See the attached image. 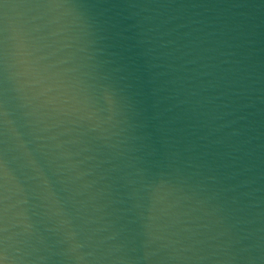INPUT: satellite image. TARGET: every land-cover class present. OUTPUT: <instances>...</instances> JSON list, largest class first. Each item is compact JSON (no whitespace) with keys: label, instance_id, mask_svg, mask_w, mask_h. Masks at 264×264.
Here are the masks:
<instances>
[{"label":"water","instance_id":"1","mask_svg":"<svg viewBox=\"0 0 264 264\" xmlns=\"http://www.w3.org/2000/svg\"><path fill=\"white\" fill-rule=\"evenodd\" d=\"M8 264H264V0H0Z\"/></svg>","mask_w":264,"mask_h":264},{"label":"snow or ice","instance_id":"2","mask_svg":"<svg viewBox=\"0 0 264 264\" xmlns=\"http://www.w3.org/2000/svg\"><path fill=\"white\" fill-rule=\"evenodd\" d=\"M2 167H3L2 164H0V168ZM0 179H3L2 175H0ZM2 188H3V184H0V189ZM5 212L6 209L3 207V196L0 195V233L5 231V229L2 227ZM0 264H8V256L6 254V249L3 247L2 238H0Z\"/></svg>","mask_w":264,"mask_h":264}]
</instances>
